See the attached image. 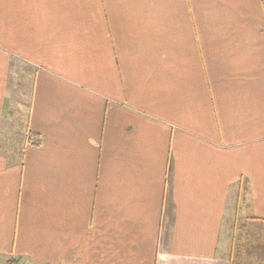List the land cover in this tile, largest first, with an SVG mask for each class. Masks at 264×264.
Returning <instances> with one entry per match:
<instances>
[{
	"label": "crops",
	"instance_id": "0c3cea01",
	"mask_svg": "<svg viewBox=\"0 0 264 264\" xmlns=\"http://www.w3.org/2000/svg\"><path fill=\"white\" fill-rule=\"evenodd\" d=\"M260 223L262 0H0V259L264 264Z\"/></svg>",
	"mask_w": 264,
	"mask_h": 264
},
{
	"label": "rangeland",
	"instance_id": "374dc122",
	"mask_svg": "<svg viewBox=\"0 0 264 264\" xmlns=\"http://www.w3.org/2000/svg\"><path fill=\"white\" fill-rule=\"evenodd\" d=\"M28 70V67H21L19 77H17L18 73L15 74V69H11L10 73V108L6 115V121L2 131V144L7 147L5 149L9 151H12L13 148L21 144V137L25 132L29 108L28 101L31 94V75H29ZM27 134L28 133H26V138ZM29 138L31 139V136H29ZM31 141L35 142L36 138H32ZM8 261H10V259L7 261L0 259V264H6Z\"/></svg>",
	"mask_w": 264,
	"mask_h": 264
},
{
	"label": "trees",
	"instance_id": "16d2710c",
	"mask_svg": "<svg viewBox=\"0 0 264 264\" xmlns=\"http://www.w3.org/2000/svg\"><path fill=\"white\" fill-rule=\"evenodd\" d=\"M262 2H263V10H264V0H262ZM13 67H14V65H13ZM18 67L19 66L16 65L15 68H18ZM19 71H20V69H19ZM17 72H18V70L15 69V74H17ZM18 74H20V73H18ZM27 133L28 134H27V138H26V143L28 145H31V146H40L42 144V137L40 135L34 134L32 132H29V131ZM29 136H31V139L32 138H36L35 143H33L31 141V139L29 138ZM6 264H25V263L20 258H13V259H10V261H8Z\"/></svg>",
	"mask_w": 264,
	"mask_h": 264
}]
</instances>
